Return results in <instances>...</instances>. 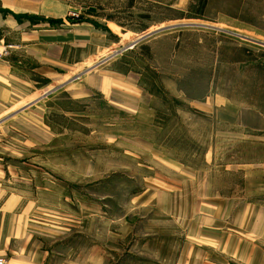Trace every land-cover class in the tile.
<instances>
[{
  "label": "rangeland",
  "instance_id": "obj_1",
  "mask_svg": "<svg viewBox=\"0 0 264 264\" xmlns=\"http://www.w3.org/2000/svg\"><path fill=\"white\" fill-rule=\"evenodd\" d=\"M28 2L76 66L0 93L4 264H264L261 237L217 230V197L260 192L264 0Z\"/></svg>",
  "mask_w": 264,
  "mask_h": 264
},
{
  "label": "crops",
  "instance_id": "obj_2",
  "mask_svg": "<svg viewBox=\"0 0 264 264\" xmlns=\"http://www.w3.org/2000/svg\"><path fill=\"white\" fill-rule=\"evenodd\" d=\"M31 13L28 0H0V36L3 40L8 36L6 40L16 46L6 59L0 61V93H3L1 104L6 108L13 106L6 103H12L11 93L33 92L32 89L38 86L47 87L61 78L63 70L70 69L67 72L69 74L76 66L70 58L65 57L67 49H71L68 46L74 45L75 40L68 38L69 35L61 36L62 30L54 26L30 30L29 26L41 23L35 25L31 19L33 16H25ZM22 15L25 17H21ZM53 19L44 23L53 24L57 20ZM7 93L10 94L9 97L6 96ZM25 106L28 104H24L21 109ZM251 165L260 171L257 185L260 192L254 194L257 196L252 201H238L233 196L217 197V205H220L217 230L226 226L231 229L235 227L237 234L261 237L264 245V158L260 163ZM221 206H224L223 210L228 213L229 218H223ZM13 212L8 201L0 205V237L4 236L6 227H10V234L16 229L15 223L20 219L18 216L15 219Z\"/></svg>",
  "mask_w": 264,
  "mask_h": 264
},
{
  "label": "built area",
  "instance_id": "obj_3",
  "mask_svg": "<svg viewBox=\"0 0 264 264\" xmlns=\"http://www.w3.org/2000/svg\"><path fill=\"white\" fill-rule=\"evenodd\" d=\"M16 46L12 43H4L0 40V61L7 58ZM4 259L0 258V264H4Z\"/></svg>",
  "mask_w": 264,
  "mask_h": 264
},
{
  "label": "water",
  "instance_id": "obj_4",
  "mask_svg": "<svg viewBox=\"0 0 264 264\" xmlns=\"http://www.w3.org/2000/svg\"><path fill=\"white\" fill-rule=\"evenodd\" d=\"M193 25V24H192ZM195 25V24H194ZM235 35H237V36H240L239 34H235ZM240 37H242V36H240ZM246 39H250L251 41H254V42H257V43H259V44H262V45H264V42H260V41H257V40H253V39H251V38H247V37H245Z\"/></svg>",
  "mask_w": 264,
  "mask_h": 264
}]
</instances>
